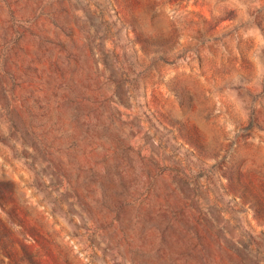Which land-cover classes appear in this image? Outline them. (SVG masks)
Returning <instances> with one entry per match:
<instances>
[{
    "label": "rangeland",
    "instance_id": "374dc122",
    "mask_svg": "<svg viewBox=\"0 0 264 264\" xmlns=\"http://www.w3.org/2000/svg\"><path fill=\"white\" fill-rule=\"evenodd\" d=\"M0 264H264V0H0Z\"/></svg>",
    "mask_w": 264,
    "mask_h": 264
}]
</instances>
